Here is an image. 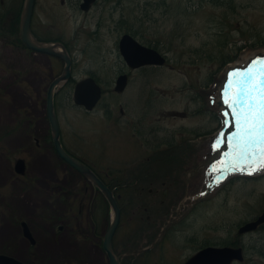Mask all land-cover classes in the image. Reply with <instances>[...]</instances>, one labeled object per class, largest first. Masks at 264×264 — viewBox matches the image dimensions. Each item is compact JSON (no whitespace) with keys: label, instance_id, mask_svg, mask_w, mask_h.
<instances>
[{"label":"rangeland","instance_id":"1","mask_svg":"<svg viewBox=\"0 0 264 264\" xmlns=\"http://www.w3.org/2000/svg\"><path fill=\"white\" fill-rule=\"evenodd\" d=\"M79 2L36 0L35 7L37 19L45 27L55 25L50 36L61 38L73 57V78L56 95L63 131L67 136L77 133L90 157L105 165L132 164L151 151L158 152L153 168L159 180L151 184L150 179H140L139 184L145 188L124 197L125 201H142L148 208L124 206L114 237L115 249L119 254L136 252L155 240L172 212L185 213V225L179 230L165 233L166 237L159 238L146 255L126 256L123 264H140L143 258H149L148 264H183L205 245L241 246L245 259L234 264H264V223L254 231L238 233L241 225L264 212V171L254 175L238 172L224 178L222 169L232 149L224 142L229 117L220 98L222 95L225 100L227 96L223 85L231 67L240 65L245 55L255 56L264 51V0H97L88 13L80 9ZM124 33L156 49L167 61L161 67L146 66L133 71L123 94L106 93L102 104L115 107L114 117L119 115L122 122L118 131H112L107 124L101 125L106 121L103 110L87 112L76 106L73 88L76 81L91 73L107 87V83L114 81V71L120 68L122 58L118 43ZM62 66L53 69L57 72ZM5 68L0 67V77L9 76L6 73L11 70ZM22 75L20 72L14 83L28 89L27 83L21 82ZM19 98L31 104L36 99L31 101L26 94ZM19 100L16 98L15 103ZM120 107L124 115L120 114ZM16 108L13 125H17ZM171 111L183 112V116H172ZM114 117L111 121L116 120ZM214 148L216 161L209 160ZM12 156H19L17 148H13ZM208 162H214L217 176H223L220 183H215L211 193L191 208H187L189 200H185L181 212L175 208L168 211V201L160 203L164 188L161 181H168V171L175 166L188 168L193 178L197 171L202 176L205 169L206 180L200 188L204 190L210 177ZM148 188L153 191L150 193ZM87 202L94 208L92 218L99 236L93 240L101 246L113 217L112 209L97 191L88 193ZM83 213L88 219L85 210ZM85 219L90 230L92 226ZM175 225L176 222L166 229L172 230ZM8 248L0 242V251ZM31 259L34 264L56 261L46 255ZM104 263L108 264L106 258ZM73 264L103 261L101 255L87 256L81 248Z\"/></svg>","mask_w":264,"mask_h":264},{"label":"flooded vegetation","instance_id":"2","mask_svg":"<svg viewBox=\"0 0 264 264\" xmlns=\"http://www.w3.org/2000/svg\"><path fill=\"white\" fill-rule=\"evenodd\" d=\"M61 2L64 3L65 0ZM25 3L26 0H0V67H6V71H9L7 68L11 70L6 73L9 76L0 77V106L2 107L0 109V242L6 243L9 247L8 251H5L6 254L13 256L17 252L32 253L54 257L55 264H73L77 261L78 252L82 248L87 256L101 255L105 264L106 254L102 245H98L93 240V238H99L95 228L97 224L92 218L94 208L87 202L88 193L100 191L58 152L45 107L48 87L53 78L62 72L65 62L61 57L35 52L25 44L20 34ZM80 4L81 0L79 7ZM54 27L52 23L45 27L43 22L37 19L34 8L31 29L37 40L61 42V38L49 34ZM60 64L63 65L62 69L55 72L53 67ZM48 68L51 69L50 72H47ZM140 68H132L121 58L120 68L114 71L116 73L114 81L106 82L109 84L108 87L96 74H89L88 76L93 77L101 86V98L93 110L78 107L84 108L87 112L103 110L106 121L101 125L107 124L108 130L118 131L122 122L119 115L114 117L116 108L103 105V98L106 93L123 94L132 80V72ZM20 72L23 73L21 82H26L28 89L21 83H14ZM121 75L126 76L127 84L122 92H117L115 86ZM64 86L57 90L56 95ZM24 94L28 95L31 101L36 98L35 101L31 104L28 100H21L19 96ZM16 98L20 99L18 103H15ZM15 108L17 125H13L16 120L13 115ZM8 109L11 110L8 111ZM119 112L124 115L123 107L119 108ZM113 117L115 121H111ZM60 141L68 155L85 163L97 177L112 188L114 193H117L121 209L126 205H134L136 209L147 210L148 207L144 202H132L127 199L128 202H126L123 194L126 195L138 189L143 190L145 186L139 184L140 179H150L151 184L159 180L156 175L157 170L153 168V163L158 161L157 150H150L151 153L137 160L138 162L110 166L92 159L91 155L85 151L77 133L73 132L67 136L62 125H60ZM77 142L79 144H76ZM13 148L19 150V156H12ZM20 158L23 160L24 167L22 174L15 169L16 160ZM175 167L176 169L168 171L166 175L168 181H161L164 188L161 191L160 203L168 201V211L176 209L183 201L185 192L198 189L201 183L199 176L192 178L188 174V169L182 170ZM148 191L151 193L153 189L148 188ZM84 210L88 219H85ZM184 215L185 213H181L169 223V226L175 222L176 225L172 230L165 229L163 236L168 231L174 234L173 230L177 231L185 225ZM84 219L91 224L90 230L88 223H84ZM146 220H151V217L148 215ZM168 222L169 219H166L161 229L168 226ZM26 226L34 243L25 235ZM168 241L172 243L173 240ZM5 252L0 251V253ZM148 263L149 258H143L140 262V264Z\"/></svg>","mask_w":264,"mask_h":264},{"label":"water","instance_id":"3","mask_svg":"<svg viewBox=\"0 0 264 264\" xmlns=\"http://www.w3.org/2000/svg\"><path fill=\"white\" fill-rule=\"evenodd\" d=\"M96 0H83L81 3V8L85 11L89 10L92 4ZM35 0H26L23 18H22V26H21V37L25 44L35 51H40L44 53L53 54L56 56L62 57L65 62V68L61 75L56 77L48 90L47 95V108L49 118L52 124L54 140L60 155L65 158L68 162L73 164L76 168H78L82 173L86 175V177L96 184L102 191L103 195L109 201L113 211V220L108 231L105 234L103 241V248L106 251L107 257L109 259V264H121L119 257L115 254L113 249V236L118 227L121 210L117 203L116 197L113 192L102 183V181L89 169L86 165L81 163L80 161L70 157L61 147L59 141V126L57 117L55 114L54 108V91L55 87L70 79L71 77V57L66 49V47L61 43L49 44L42 43L36 40L31 31V17L33 14ZM60 46L62 51L56 50V47ZM120 50L127 61V63L132 67H140L143 65L156 64L163 65L166 61L165 57L157 50L144 46L135 40L131 35L125 34L120 41ZM125 86V76H121L118 79L116 89L118 91L123 90ZM101 96V89L96 84L94 79L86 78L77 83L74 93V101L78 105H83L87 109H92L98 102ZM22 161L17 162L18 171H22L23 166ZM21 169V170H20ZM264 222V213L258 217L257 220L253 222H249L242 226L239 229V233H243L248 230H252L258 227L259 224ZM26 235L31 237L28 228L25 229ZM234 260H243V252L242 248H234L229 246L224 247H207L205 249L200 250L193 257H191L185 264H231ZM0 264H25L22 261L15 259L14 257L7 256L4 254L0 255Z\"/></svg>","mask_w":264,"mask_h":264},{"label":"snow or ice","instance_id":"4","mask_svg":"<svg viewBox=\"0 0 264 264\" xmlns=\"http://www.w3.org/2000/svg\"><path fill=\"white\" fill-rule=\"evenodd\" d=\"M232 77L229 74L233 92L229 107L233 109L236 131L228 141L232 152L224 178L229 168L231 172L248 175L264 171V59L252 61L245 70L236 71L235 80ZM220 181L221 177L217 176L216 183Z\"/></svg>","mask_w":264,"mask_h":264},{"label":"bare ground","instance_id":"5","mask_svg":"<svg viewBox=\"0 0 264 264\" xmlns=\"http://www.w3.org/2000/svg\"><path fill=\"white\" fill-rule=\"evenodd\" d=\"M264 59V51L260 52V54L252 56V55H245L244 58H242V63L238 66L240 67H246L249 66L252 61L254 60H261Z\"/></svg>","mask_w":264,"mask_h":264},{"label":"crops","instance_id":"6","mask_svg":"<svg viewBox=\"0 0 264 264\" xmlns=\"http://www.w3.org/2000/svg\"><path fill=\"white\" fill-rule=\"evenodd\" d=\"M19 258L24 259L23 257H19Z\"/></svg>","mask_w":264,"mask_h":264},{"label":"trees","instance_id":"7","mask_svg":"<svg viewBox=\"0 0 264 264\" xmlns=\"http://www.w3.org/2000/svg\"><path fill=\"white\" fill-rule=\"evenodd\" d=\"M172 159V158H171Z\"/></svg>","mask_w":264,"mask_h":264}]
</instances>
